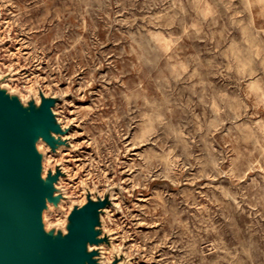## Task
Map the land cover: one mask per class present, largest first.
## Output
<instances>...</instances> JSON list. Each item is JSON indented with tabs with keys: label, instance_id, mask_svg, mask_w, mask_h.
<instances>
[{
	"label": "rangeland",
	"instance_id": "rangeland-1",
	"mask_svg": "<svg viewBox=\"0 0 264 264\" xmlns=\"http://www.w3.org/2000/svg\"><path fill=\"white\" fill-rule=\"evenodd\" d=\"M0 40V75L18 72V80L8 84L13 91L26 98L40 85L46 94L57 95V83L68 85L62 93L70 101L59 104L56 113L66 126L77 125L70 137L78 151L51 157L46 164L66 161L72 180L63 179L62 185L74 202L85 201L83 183L100 189L116 180L121 199L129 203L153 183L164 189L152 193L147 208L132 204L141 216L111 209L104 217L117 247L130 257L138 255L132 264H264V199H251L254 189L264 193V172L255 170L257 183L245 188L212 166L213 160H226L220 169L231 164L239 176L257 159L264 165V154L250 138L264 143V129L252 127L242 134L236 127L264 120V107L250 104L251 112L243 107L244 97L253 94L246 87L251 80L264 87V7H249L246 0H0ZM109 44L112 48L101 52ZM108 56L113 57L111 64ZM99 68H107L108 75L99 76ZM78 72L84 73L82 79ZM97 85L100 91H93ZM88 99L92 107L77 106ZM213 101L222 109L219 115ZM213 120L229 123L227 136H213ZM150 121L159 132L156 151L132 164L118 159L115 140L100 132L111 128L126 133L135 127L140 140ZM80 132L95 136L93 152L111 175L88 154L91 146L77 143ZM97 143L102 145L99 151ZM213 143L220 153L212 152ZM170 148L175 149L173 161L181 158L175 167L166 159ZM144 160L149 163L141 169ZM134 167L138 174L127 181L124 192L119 169ZM211 177L232 191H246L249 199L241 197L239 205L223 201ZM165 178L174 183H164ZM201 180L207 187L201 188ZM169 188L176 194L169 195ZM115 196L120 205V196ZM71 207L64 205L67 212ZM65 216L53 211L46 219L50 225L61 224ZM141 219L148 231L139 230ZM156 222L159 230L153 227ZM157 255L164 258L156 261Z\"/></svg>",
	"mask_w": 264,
	"mask_h": 264
},
{
	"label": "water",
	"instance_id": "water-1",
	"mask_svg": "<svg viewBox=\"0 0 264 264\" xmlns=\"http://www.w3.org/2000/svg\"><path fill=\"white\" fill-rule=\"evenodd\" d=\"M17 77L14 69L0 75V85H3L0 87V264H132L138 255L130 257L122 247H116V238L106 228L104 217H108L109 210L101 213L95 235V208L76 212L87 205L89 198L96 202L98 186L92 191L83 183L85 201L74 202L62 185L63 179L72 180L66 161L46 164L41 144L46 145L54 157H59L64 150L78 151L73 138L69 137L77 125L65 126L56 113L55 126L48 111L52 104L56 109L66 103L61 97L67 96L60 90L57 95L45 94L38 85L37 91L29 90L28 97L24 98L8 85L16 82ZM5 93L16 96L22 104L34 103L29 97L39 94L40 103L36 107L40 109L30 105L32 110H25ZM40 176L48 179V183L42 182ZM106 187L111 189L112 184ZM104 195L100 193L98 199L103 200ZM109 199L112 208L121 212V206L115 203V193H110ZM66 203L72 204L69 212L64 208ZM53 208L66 214L65 223L49 224L46 214L52 213ZM71 220L68 237H53L43 231L42 222L49 230L63 233ZM88 243L92 254L86 251ZM106 249L111 251L110 260Z\"/></svg>",
	"mask_w": 264,
	"mask_h": 264
},
{
	"label": "clouds",
	"instance_id": "clouds-1",
	"mask_svg": "<svg viewBox=\"0 0 264 264\" xmlns=\"http://www.w3.org/2000/svg\"><path fill=\"white\" fill-rule=\"evenodd\" d=\"M246 2H247L249 7H252L253 5L264 7V0H246ZM209 7H210V5H209ZM153 19H155V17H153ZM149 35L151 36L153 34L149 33ZM111 48H112L111 44L106 45L105 48L101 49V52H107ZM96 57H97V59H100V54L97 53ZM112 60H113V57L108 56V60H107L108 64H111ZM246 66L247 65L245 64V67ZM188 71H189V69L185 68V72H188ZM191 74L193 77L196 76V74H197L196 70H191ZM76 75L78 78L82 79L84 73L78 72ZM98 75L99 76H107L108 75V69L107 68H99ZM115 82L120 83L121 78L119 76H117ZM57 84H58L61 92H63V90L68 87V85L66 83H63V84L57 83ZM111 84H112V81H109L108 86L111 87ZM2 86L3 85H0V87H2ZM193 87H196V84H193ZM246 87H250L253 91V94L250 96L244 97L245 103H244L243 107L245 109H247L248 112L252 111L250 104H255L258 108L264 107V87L258 86V82L256 80H251L250 83H248L246 85ZM93 91H96V92L100 91L99 85H97L93 89ZM5 94L9 97V99L14 98L17 101V103L25 110H32L30 108V105L37 110L40 109V108L36 107V104L40 103L39 94L29 97V99L31 101H34V103H32V104H22L21 101L16 96L9 94V93H5ZM94 98L95 97H93V99ZM61 99L65 100L66 102L70 101V97H61ZM77 106L81 107V108H90V107H92V100L88 99V103L82 104V105H77ZM212 107L216 109L217 115H219L222 112V109H220L216 105L215 101H213ZM48 111H49L51 117L54 119L55 126H56L55 104H52V106L49 107ZM158 119L163 120L164 118H163V116H161ZM104 120H108V117L105 116ZM233 123H235V121H233ZM79 124L84 125V121L80 120V118H79ZM209 127L213 129L212 134L214 137L217 135H219V136H227L228 135V131H224V129H229V123L225 120H219V121L213 120L210 122ZM236 127H237V130L242 132V134L243 133H250L252 127H259L261 129H264V120L256 119L255 123L251 126L248 125L247 123H243V124L238 123V124H236ZM105 131L109 132L111 138L113 140H115L116 147L118 149V157L117 158L122 159L125 164H132L133 161H136L137 158L143 157L144 154L148 151H156L155 145L157 143V137L159 136V132H157L154 123L151 121L149 122L148 125L145 126L144 132L141 135L140 140L136 139L137 129L135 127L129 129L126 133H121L118 129L112 130L111 128L100 130L101 133H103ZM152 133H155V134L153 135ZM52 135L56 136L57 133H52ZM76 135L79 137H82V139L77 140V143L85 145L86 147L91 146L90 148H87L88 154L92 156V158L96 161V163L101 165V170H104L108 175H111V173H108L107 168L104 167L105 164L103 162H101L100 157L97 156L96 154H94V152H93L95 136L90 138L87 134H85V132H80V133H77ZM179 135L186 137L187 133L186 132H180ZM250 138L255 141V147L260 149L261 153L264 154V143H262L261 140L257 139L254 135L251 136ZM145 139L147 140V142H143ZM38 140H39V138H38ZM38 140L36 141V143L38 142ZM95 147H96L97 151H99V149L102 147V145L97 143V144H95ZM225 147H227V145H225ZM210 148H211L212 152H215V153L221 152L219 145L216 143L211 144ZM125 149L127 150L126 152H125ZM174 151H175V149L170 148L168 150L167 157H166V159L170 162V165L172 167H175L176 162L181 159L179 156H177L175 158V161L172 160V156L174 154ZM119 153H124V155L121 157L119 155ZM262 158H264V155H262ZM236 160L238 161L239 157H236ZM148 163H149V161H146V160L141 161L140 168L143 169V167L145 165H147ZM227 163L228 162L226 160H220V161L213 160L212 166L215 169L219 170L220 176L225 177V178L234 177V178H236L238 183L244 184L245 188H247V186H249V185L257 183L256 179H255V170H259L260 172H264V165H261L259 159L255 160L253 163H251L248 166L247 170H245L239 176H237V173L234 170V166L231 164H229L227 166V168H225L223 170L220 169L221 164H227ZM107 166L111 167L110 164ZM157 171H159V170L157 169ZM193 171H194V169H193ZM119 173L122 177L121 179H119V184L125 185V187L123 188V191L128 192L129 189L127 187V181H129V179L135 178V176L138 174V169L135 167L132 168L131 170H129L128 168H120ZM160 174L163 175V173H160ZM249 176H251L252 179H247ZM211 178L214 181H216V183L214 184V187L217 191L220 192V198H222L223 201H231L233 204L239 205L241 202V197H243V199H245V200L249 199V195L246 191H244V190L232 191L231 187H229L227 185L219 184L218 178H216V177H211ZM40 179L45 184H47L49 181L48 179H42L41 176H40ZM151 179L153 181H155V176H152ZM163 182L166 184L174 183V181H171L169 178H165V180ZM199 183H200L201 188L207 187V185L205 184V182L203 180L199 181ZM116 185H117V181L113 180L111 189H109L108 187L100 188L96 194V202L95 203H93L92 199L89 198V201H88L86 206L76 210L77 214H79V213H82L86 208H95L96 223L93 225L94 235H95L94 230L98 226V221L101 219V213L103 211L112 209V204H111L110 199H109L110 193H115L118 196H120L122 189L120 187H116ZM180 187L183 188V187H185V185L181 184ZM52 188H53V184H52ZM258 188H259V185L257 184V189ZM163 190L164 189L160 188L157 183H153L151 185V187L148 189V192L146 194L133 196L131 203H129L126 200L121 199V196H120L119 203L121 205V212H123L124 210H128L131 213V216L134 218L137 216H141L142 213L137 212V211H132V207H131L132 204H135L140 208H147L148 207L147 202L152 199V193L161 192ZM101 191L105 193L103 200L98 199ZM168 194L169 195H175L176 190L174 188H169ZM198 194L201 196L205 195L203 192H199V190H198ZM258 197L261 199H264V193L254 189L253 193L251 195V199L256 200ZM45 202H46V200H45ZM122 205H123V207H122ZM200 207H207V205L201 204ZM71 222H72V220L70 222H67V229L63 233H61L59 231L49 230L43 222H42V228H43V231L45 232V234H51L53 237H56V236L68 237L70 234L69 233V227L71 225ZM146 223H147L146 220L141 219L139 230L148 231V228L144 227V225ZM153 227L156 230H159L161 228V225L159 224V222H156L153 224ZM153 244L155 246V242H153ZM171 247H172V238L168 237L167 250H170ZM213 250H216L214 244H213ZM86 251H87V253L92 254L89 243L86 244ZM163 251H166V249H161V252H163ZM181 251H183V250L181 249ZM206 255H207V253H206ZM227 255H231V253H227ZM163 258H164L163 256L157 255L154 259L156 261H160Z\"/></svg>",
	"mask_w": 264,
	"mask_h": 264
},
{
	"label": "bare ground",
	"instance_id": "bare-ground-1",
	"mask_svg": "<svg viewBox=\"0 0 264 264\" xmlns=\"http://www.w3.org/2000/svg\"><path fill=\"white\" fill-rule=\"evenodd\" d=\"M42 90H43V92L46 94V92H45V90L42 88ZM24 97V96H23ZM61 121V120H60ZM66 126V125H65ZM69 137H70V134H69ZM40 147L41 148H43L44 150H45V153H46V161H48L51 157H54L50 152H49V149H48V147L46 146V145H44V144H41L40 145ZM69 152H71L69 149L68 150H64L61 154H60V156H62V155H64L65 153L66 154H68ZM59 156V157H60ZM56 158H58V157H56ZM71 175V174H70ZM66 180V179H65ZM92 191H93V189H91ZM84 191V190H83ZM101 193V192H100ZM102 194V193H101ZM115 199H116V196H115ZM117 200V199H116ZM115 203H116V205H119L116 201H115ZM69 205V204H68ZM113 209V208H112ZM53 211H56V210H54V208H53ZM59 212V211H58ZM109 212H111V210H109ZM48 217V216H47ZM50 224V223H49ZM116 245V244H115ZM116 247H117V245H116ZM106 253H107V255H111V251L109 250V249H106Z\"/></svg>",
	"mask_w": 264,
	"mask_h": 264
}]
</instances>
